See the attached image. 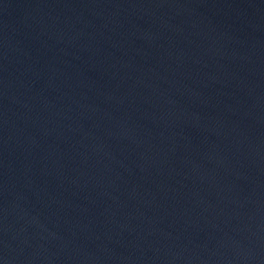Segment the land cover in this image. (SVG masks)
Listing matches in <instances>:
<instances>
[{"label":"water","instance_id":"obj_1","mask_svg":"<svg viewBox=\"0 0 264 264\" xmlns=\"http://www.w3.org/2000/svg\"><path fill=\"white\" fill-rule=\"evenodd\" d=\"M0 264H264V0H0Z\"/></svg>","mask_w":264,"mask_h":264}]
</instances>
